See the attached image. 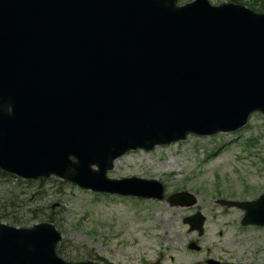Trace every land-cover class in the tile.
<instances>
[{"label": "water", "instance_id": "obj_1", "mask_svg": "<svg viewBox=\"0 0 264 264\" xmlns=\"http://www.w3.org/2000/svg\"><path fill=\"white\" fill-rule=\"evenodd\" d=\"M256 110L264 113V13L210 0H0L4 171L163 198L159 181L109 178L115 159L189 132L236 130ZM169 200L197 201L189 192ZM218 202L264 225V193ZM186 221L203 232L201 213ZM61 239L53 223L0 221V264H98L61 258Z\"/></svg>", "mask_w": 264, "mask_h": 264}, {"label": "rangeland", "instance_id": "obj_2", "mask_svg": "<svg viewBox=\"0 0 264 264\" xmlns=\"http://www.w3.org/2000/svg\"><path fill=\"white\" fill-rule=\"evenodd\" d=\"M239 1L264 11V0ZM134 175L161 181L165 198L96 192L56 175L0 178V210L7 215L1 220L26 221L19 226L52 221L63 234L59 254L71 261L208 264L213 258L226 264H264V226L242 225L244 209L217 201L253 200L264 192L263 113H253L235 132L190 134L150 151L128 152L108 171L110 178ZM181 190L197 202L171 205L167 195ZM197 211L206 216L200 234L184 221ZM190 242L199 249H190Z\"/></svg>", "mask_w": 264, "mask_h": 264}, {"label": "trees", "instance_id": "obj_3", "mask_svg": "<svg viewBox=\"0 0 264 264\" xmlns=\"http://www.w3.org/2000/svg\"><path fill=\"white\" fill-rule=\"evenodd\" d=\"M235 1H237V0H235ZM263 8H264V5L260 8V10H262ZM9 176H12V175H10L9 173L4 172V171H2V170L0 169V178H3V177H9ZM6 216H7V215L1 213V210H0V218H1V219H2V218H6ZM11 221L14 222V223H22V222H24V220H23L22 218H20V219H18V218L11 219Z\"/></svg>", "mask_w": 264, "mask_h": 264}, {"label": "flooded vegetation", "instance_id": "obj_4", "mask_svg": "<svg viewBox=\"0 0 264 264\" xmlns=\"http://www.w3.org/2000/svg\"><path fill=\"white\" fill-rule=\"evenodd\" d=\"M218 260V264H226V262H224V261H222V260H219V259H217ZM207 261V260H206ZM207 263L208 264H213V263H211V262H209V261H207ZM157 264V263H156ZM230 264H232V263H230Z\"/></svg>", "mask_w": 264, "mask_h": 264}]
</instances>
